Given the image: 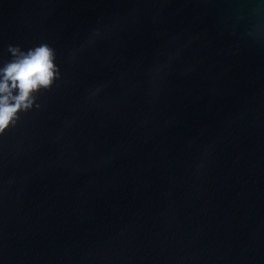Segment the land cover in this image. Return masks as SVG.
<instances>
[{
  "label": "water",
  "instance_id": "1",
  "mask_svg": "<svg viewBox=\"0 0 264 264\" xmlns=\"http://www.w3.org/2000/svg\"><path fill=\"white\" fill-rule=\"evenodd\" d=\"M41 43L0 264H264V0H0V65Z\"/></svg>",
  "mask_w": 264,
  "mask_h": 264
},
{
  "label": "clouds",
  "instance_id": "2",
  "mask_svg": "<svg viewBox=\"0 0 264 264\" xmlns=\"http://www.w3.org/2000/svg\"><path fill=\"white\" fill-rule=\"evenodd\" d=\"M11 58L0 65V135L14 126L20 113L33 106L36 93L58 75L55 52L46 43L21 50L9 46Z\"/></svg>",
  "mask_w": 264,
  "mask_h": 264
}]
</instances>
